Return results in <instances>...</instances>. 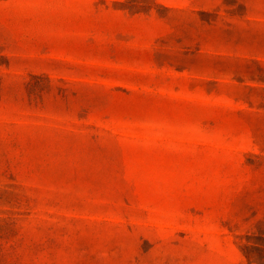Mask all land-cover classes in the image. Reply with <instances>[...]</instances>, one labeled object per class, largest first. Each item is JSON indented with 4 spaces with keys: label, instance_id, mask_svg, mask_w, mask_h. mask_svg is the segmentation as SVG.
I'll use <instances>...</instances> for the list:
<instances>
[{
    "label": "rangeland",
    "instance_id": "rangeland-1",
    "mask_svg": "<svg viewBox=\"0 0 264 264\" xmlns=\"http://www.w3.org/2000/svg\"><path fill=\"white\" fill-rule=\"evenodd\" d=\"M0 264H264V0H0Z\"/></svg>",
    "mask_w": 264,
    "mask_h": 264
}]
</instances>
